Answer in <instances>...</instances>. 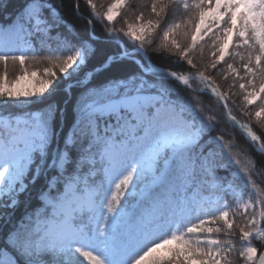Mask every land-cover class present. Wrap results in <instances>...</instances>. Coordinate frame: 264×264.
I'll return each instance as SVG.
<instances>
[{"label": "snow or ice", "instance_id": "1", "mask_svg": "<svg viewBox=\"0 0 264 264\" xmlns=\"http://www.w3.org/2000/svg\"><path fill=\"white\" fill-rule=\"evenodd\" d=\"M85 3L92 17L87 35L68 27L51 0H25L0 24L5 109L54 96L65 81L80 86L85 76L127 72L125 61L136 69L100 87L84 85L63 135L55 103L22 121L0 115V220L30 184L46 178L43 211L7 233L0 264H264L253 243L264 241V160L226 140L223 128L213 135L222 120L200 99L213 97L264 156L251 119L264 130V0H141L148 16L132 10L121 27L115 22L129 0H111L103 11L95 0ZM181 11L183 18L167 23ZM93 20L117 53L102 51ZM206 37L209 59L200 63ZM153 46L154 55L190 71L155 67L147 52ZM237 58L239 68L229 62ZM208 69L231 77L228 91ZM169 81L193 94L173 98ZM237 87L246 122L232 114Z\"/></svg>", "mask_w": 264, "mask_h": 264}, {"label": "trees", "instance_id": "2", "mask_svg": "<svg viewBox=\"0 0 264 264\" xmlns=\"http://www.w3.org/2000/svg\"><path fill=\"white\" fill-rule=\"evenodd\" d=\"M25 0H3V4H0V24H6L8 22V18L14 15L17 11H19L20 7L24 4ZM51 2L55 5H61L59 12L64 17V19L68 22V27H75L76 31L87 35L88 25L86 23L87 19H92L90 13L91 9L86 6L85 0H51ZM111 0H95L97 4V8L99 11L106 10V6L110 3ZM191 3V0H188ZM141 0H129V9L125 10L121 14V18H118L115 22L116 27L123 26V17L128 16L129 20L132 19V10L145 12V16H148V10L145 8L140 7ZM6 5V8L4 7ZM104 5V8L100 6ZM186 15L183 11L176 14V17L173 18L169 16L167 23H173L175 19H181ZM95 25V32L97 34L96 38L98 43L100 44L102 51L104 53H117L118 46L116 44H108L105 39V33L103 31V26L100 22L93 20ZM164 25H161L163 28ZM54 34V33H53ZM33 43H36V38H33ZM211 44V40L206 38L202 42V46L204 49V59L200 63H207L209 59V52L210 48L209 45ZM153 47L147 48V52L149 55L152 56V61L154 65L167 70V71H178L187 73L190 70L187 68L186 65L180 64H173L171 60L161 59L160 57L153 54ZM139 60V58L137 57ZM174 59V58H173ZM197 59L199 60V48L197 49ZM229 62L234 63V66L239 68V59L237 58L235 61L229 60ZM98 63V58L93 59L88 64V70H91L96 64ZM125 65L128 69L127 72H121L116 69H113L110 72H99L96 74L94 80H90L87 83H84L80 86H75L73 81H65L61 85V89L54 95L50 96L45 100H42L37 103H33L30 106H7L5 109L4 106H0V115L7 116L9 113L15 117H22L27 119L29 113H39L40 111L44 110L48 103H55L61 109L57 116L58 122V131L63 135L69 131V128L73 121L74 116V105L76 103L77 98L80 96L81 92L84 90V85H87L88 88L93 87H100L106 83L109 78L112 77H121L126 76L130 72L135 71V65L132 64L131 61H125ZM207 74L212 75L216 82L221 86V90L228 91V85L231 83V77L227 81L223 80L218 71H213L212 69L207 70ZM241 75L243 72L241 71ZM86 77V76H85ZM69 84H72L73 87L71 89L70 94H66V89L68 88ZM192 87H195L196 84L191 82ZM172 90L173 98L177 95H192L185 86L181 85L179 82L176 81H169L166 85ZM231 92L235 93V95L231 96V99L235 101L236 106L233 108L232 114L236 116L237 120L241 122H246V118L241 116L238 109L244 107L242 101V95L240 90L237 88L231 89ZM200 99L203 100L205 105H210L214 113H218L219 117L222 122L218 126L216 132L213 135H223L219 131L220 128H223L229 133V135H225V139H234L235 142L242 148L247 150V154L256 158L257 161L264 160V156L258 154L251 143L245 138V136L238 130V128L234 127L231 123L227 122L226 118L224 117V108L221 105H218L213 97L208 95L200 96ZM231 106V105H230ZM255 106H249L247 110L251 111L254 110ZM252 119L253 130L264 138V130H261L255 122L254 117ZM207 139V138H206ZM258 167H264V164H258ZM219 175H225V173L220 172ZM44 177H41L35 184H30L28 190L24 192L19 197V205L15 210H6L11 213L9 217H6L3 220H0V247L3 246L5 237L8 232L12 229L20 226L21 222L26 220L28 216L32 215L34 211H39L41 207V201L39 199V193L43 190L45 183ZM203 179H210L209 177H204ZM260 183V181H257ZM264 187V185H261ZM209 189L207 185L203 188V194L207 195ZM253 243L255 246L263 251L264 250V241H257L254 240Z\"/></svg>", "mask_w": 264, "mask_h": 264}, {"label": "rangeland", "instance_id": "3", "mask_svg": "<svg viewBox=\"0 0 264 264\" xmlns=\"http://www.w3.org/2000/svg\"><path fill=\"white\" fill-rule=\"evenodd\" d=\"M206 38H207V37H206ZM206 38H205V39H206ZM18 119H20L21 121H22V120H24V119H22V118H19V117H18ZM0 127H2V125H0ZM44 183L46 184V178L44 179ZM39 211H43V208H42V209H40Z\"/></svg>", "mask_w": 264, "mask_h": 264}, {"label": "water", "instance_id": "4", "mask_svg": "<svg viewBox=\"0 0 264 264\" xmlns=\"http://www.w3.org/2000/svg\"><path fill=\"white\" fill-rule=\"evenodd\" d=\"M241 131V130H240Z\"/></svg>", "mask_w": 264, "mask_h": 264}]
</instances>
